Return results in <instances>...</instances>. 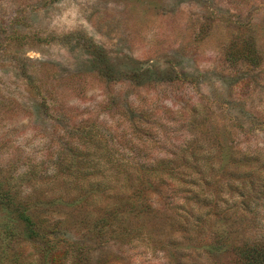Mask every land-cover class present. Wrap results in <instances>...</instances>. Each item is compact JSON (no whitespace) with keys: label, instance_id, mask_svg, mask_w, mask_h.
I'll list each match as a JSON object with an SVG mask.
<instances>
[{"label":"rangeland","instance_id":"1","mask_svg":"<svg viewBox=\"0 0 264 264\" xmlns=\"http://www.w3.org/2000/svg\"><path fill=\"white\" fill-rule=\"evenodd\" d=\"M98 171L114 195L167 179L183 229L146 228L97 263L241 264L232 245L264 239V0H0V192L64 210L65 241ZM7 220L0 205V264L44 263Z\"/></svg>","mask_w":264,"mask_h":264},{"label":"trees","instance_id":"2","mask_svg":"<svg viewBox=\"0 0 264 264\" xmlns=\"http://www.w3.org/2000/svg\"><path fill=\"white\" fill-rule=\"evenodd\" d=\"M129 85H134L133 81ZM83 156L80 155L76 159L80 158L81 160ZM233 156L231 153L226 155L223 168L231 165ZM137 160H140L139 162L143 166L148 161L144 156L143 159L137 158ZM143 169L145 173L147 167ZM148 170L152 172L151 174L155 173L158 176H163L164 174L160 168ZM77 172V177L81 178V181L89 180L90 174L88 172L80 174L82 172L80 169ZM127 172L129 175L124 172L122 174L126 176L129 182V179H132V174L128 170ZM28 173L32 175L34 172L28 171ZM94 173L92 177L100 176V180L103 181L94 183L96 187L87 188L86 184H84L85 187H83L82 191L72 198L70 206L71 210L78 212L76 215L78 216L77 223L79 226L77 234L70 235L65 241L60 239V237L65 231L69 233L71 230L61 221V216H64L62 213L64 210L53 208L51 205L44 209L35 210L36 207L30 208L29 203L18 198L19 191L7 189L5 192H0V205L4 207L9 215L6 227L10 226V229L14 231L13 233L9 232L10 237L18 236L20 241L32 242L37 246L44 258V263L42 264H112L106 260L103 262L99 260L100 263H97L92 259L93 251L98 253L106 245L118 246L134 241L133 239L138 237L146 228L156 230L162 224L174 226L176 229L183 227L181 225L182 222L176 223L177 213L175 208L169 206L171 201L166 193L167 189H165L170 188L167 187V179L145 180L141 176L140 184L134 190L126 194L114 195L115 191L112 193L108 187L103 188L105 171ZM120 173L119 171L116 176L117 181L121 175ZM78 178L76 179L77 182ZM228 180L231 183L234 182L230 178ZM97 194L99 196L107 194L112 199L101 205L95 202ZM51 202L52 200H49V203ZM90 207L92 208L89 210ZM157 219L159 221H155ZM255 220L256 218L250 219L247 225L253 226ZM149 221H151V225H149ZM49 225H51L50 228H48ZM151 229L150 232L155 231ZM245 229L246 227H244ZM233 234L228 227L226 231L216 234L213 242L217 244L227 243L229 245ZM51 236H54V241H51ZM184 238L188 239L187 235ZM232 246L239 252L242 259L241 264H264V239L254 242L244 240L242 244L239 243Z\"/></svg>","mask_w":264,"mask_h":264}]
</instances>
